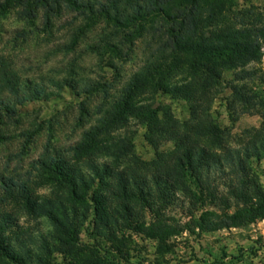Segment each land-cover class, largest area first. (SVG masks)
I'll use <instances>...</instances> for the list:
<instances>
[{
	"label": "trees",
	"instance_id": "1",
	"mask_svg": "<svg viewBox=\"0 0 264 264\" xmlns=\"http://www.w3.org/2000/svg\"><path fill=\"white\" fill-rule=\"evenodd\" d=\"M12 9L29 24L42 18L49 36L55 21L65 15L79 24H69L70 40L57 49L59 55L73 59L51 77H24L0 56V147L19 141L18 153L6 156L0 172V262L25 264L32 253V234L10 238L19 229L18 215L9 210L16 207L48 220L71 247L76 227L65 202L91 203L103 227L119 231L123 226L156 240L185 231L216 233L264 220V187L253 165L254 160L264 161V136L250 146H229V135L213 121L202 99L233 72L227 82L233 108L236 112L239 107L254 108L253 97L240 84L253 78L250 65L262 60L264 15L237 11L236 0H0V17ZM85 56L112 70V82L101 75L82 76L79 64ZM66 91L85 98L73 119L75 129H80L76 139L61 145L52 120L22 128L20 108ZM162 96L187 102L190 120H175L171 109L158 103ZM142 98L144 104L138 106ZM134 114H141L156 152L151 165L130 154V144L120 135ZM44 131L42 152L26 165ZM162 142L172 143L174 149L161 153ZM48 184L59 197L34 200L32 191ZM109 195L121 204L114 219L107 217ZM176 199L194 208L183 227L167 224L159 213L161 206ZM131 204L148 210L152 222H140ZM206 206L222 213L210 210L195 216Z\"/></svg>",
	"mask_w": 264,
	"mask_h": 264
},
{
	"label": "rangeland",
	"instance_id": "2",
	"mask_svg": "<svg viewBox=\"0 0 264 264\" xmlns=\"http://www.w3.org/2000/svg\"><path fill=\"white\" fill-rule=\"evenodd\" d=\"M236 10H251L255 14L264 15V0H236ZM70 23L78 25L79 21H75L72 15L57 19L54 32L49 36L44 31L42 18L29 24L19 19L17 9H12L0 17V56H5L22 72L20 74L27 78L51 77L56 72H63V67L71 62L73 57L59 55L57 49L70 40L69 30L73 28L69 26ZM24 33L26 38L23 37ZM82 47L83 44L80 52L84 49ZM133 66L130 64L127 67L130 74ZM79 67L78 72L84 77L95 79L101 75L108 82L113 80V71L101 68L94 57L85 56ZM250 70L255 72L253 78L240 85L253 97V109L246 111L239 107L236 112L233 108V94L230 84L227 83L233 78V72L225 75V84L210 89L202 97L211 109L213 121L229 135V146L233 148L250 146L264 136V47L262 60L250 65ZM63 76L66 77L65 73ZM84 100V97L78 99L72 92L66 91L47 101L26 104L20 108L22 128H31L41 123L43 125L44 122L52 120L56 124L55 128L59 130L58 141L61 145H66L80 133L79 128L75 129L76 122L73 119L78 117L77 104ZM144 101V98L140 99L137 105L144 104ZM158 103L171 109L175 120H190L187 102L162 96L158 98ZM141 117V114H134L129 126L120 135L130 144V154L151 165L156 162L157 155L147 140L148 132L140 120ZM20 131L15 133L19 134ZM37 140L38 146L26 157V165L37 159L42 152L45 131ZM160 146L161 153L174 149L172 143L162 142ZM18 150L17 139L12 144L0 147V172L4 169L6 156L16 154ZM253 165L264 187V161L259 163L254 160ZM32 197L40 203L57 199L59 193L53 185H41L32 191ZM65 204L69 219L76 227L72 247L45 218L29 216L17 207L9 209L19 217V229L11 234V240L15 241L17 237L24 239L29 234L35 239L34 245H30L32 253L24 260L25 264H264V220L216 233L185 231L167 239L156 240L131 230L127 231L123 226H120L119 231L115 229L116 232L113 227H110V230L103 227L95 218L91 203ZM107 204V217L114 219L121 211V204L112 195L107 196ZM130 208L140 222H152L153 216L148 210L135 204H131ZM160 208L161 218L167 224L181 227L189 223L188 216L194 209L182 199H176ZM218 209L211 206L202 207L195 216L210 210L221 214ZM232 212L234 209L230 211ZM112 222L109 225L112 226Z\"/></svg>",
	"mask_w": 264,
	"mask_h": 264
}]
</instances>
